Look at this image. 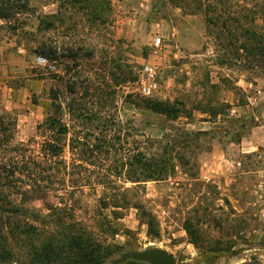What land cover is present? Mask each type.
<instances>
[{"label":"rangeland","instance_id":"obj_1","mask_svg":"<svg viewBox=\"0 0 264 264\" xmlns=\"http://www.w3.org/2000/svg\"><path fill=\"white\" fill-rule=\"evenodd\" d=\"M111 3L30 0L0 22V182L14 181L0 185L14 205L0 221L30 230L0 264H50L25 237L69 230L120 245L105 264L150 246L176 264H264V55L242 47L264 43V0ZM138 152L163 160L165 178L128 180Z\"/></svg>","mask_w":264,"mask_h":264},{"label":"trees","instance_id":"obj_2","mask_svg":"<svg viewBox=\"0 0 264 264\" xmlns=\"http://www.w3.org/2000/svg\"><path fill=\"white\" fill-rule=\"evenodd\" d=\"M30 6V0H0V22L2 21H8L15 19L19 15L23 14L25 11L29 9ZM205 15H208V12H205ZM235 23L237 25L238 19L234 18ZM208 21V20H207ZM209 22V21H208ZM219 22V21H218ZM220 25L222 27L227 26V21H221ZM1 26V24H0ZM247 33V30H246ZM251 35H255L254 32L251 33ZM255 38V37H253ZM241 46V45H240ZM243 48L250 49V48H259L258 50L261 51V55H264V43L262 45H255L254 47H250V44L244 43L242 44ZM148 107L155 111L160 113H165L171 117H177L178 116V109H174L171 105H168L166 103L162 102H150ZM67 132V126L62 127V133ZM207 131H200L197 133H193V135H201L206 134ZM185 135L192 134L190 131H183ZM240 139H238L239 141ZM53 148V147H52ZM54 147L53 150H56L53 155L57 156L59 155L57 149ZM166 164V163H165ZM163 163V160L161 159H154L147 157L142 152H138L132 155L130 162L128 165H130V174L129 177H127L128 180L132 181H140V180H151V179H164L166 176V170L167 165ZM132 172V173H131ZM13 175L14 173H10ZM9 175H6V177ZM3 177V175H0V180ZM14 181L8 180L6 182H0V185H13ZM3 192V191H2ZM4 196L2 195L0 191V209L3 210H11L10 208H14V205L6 202V200H2ZM6 202L7 205L3 206L1 205L2 202ZM17 208V207H16ZM26 209V207H25ZM28 210V209H27ZM11 223V222H9ZM19 223L14 224V226L7 227L6 221H0V258L1 254L3 253H13V249H15L14 244L15 243V236L22 234L20 231ZM27 226H30V223H26ZM32 226V225H31ZM34 227V226H33ZM6 228H10L12 230L11 234L12 236H7L9 234L4 233V230ZM17 231L16 233H14ZM188 233H191L189 228L187 227ZM25 232V231H24ZM23 232V233H24ZM27 234L29 232H25ZM6 234V235H5ZM27 238L29 252H36L39 249H41V260L46 261L50 264H105V260L111 256L116 250L120 248V245H105L101 242L92 241L91 238L85 237L83 233L75 230H69L67 233L63 235V237H53L52 239H38L30 237ZM38 239L40 241H37L39 243H36L35 240ZM17 240L21 241V238H18ZM40 245V247H38ZM111 264H147L145 261L141 260H135L133 258L127 259L125 262L122 263H116L115 261H112Z\"/></svg>","mask_w":264,"mask_h":264},{"label":"built area","instance_id":"obj_3","mask_svg":"<svg viewBox=\"0 0 264 264\" xmlns=\"http://www.w3.org/2000/svg\"><path fill=\"white\" fill-rule=\"evenodd\" d=\"M154 43L159 46L161 38L157 37ZM36 64L45 67L48 71L56 70V65L43 55L37 56ZM158 76V69L155 65L145 64L140 73L138 91L144 96H153L160 88Z\"/></svg>","mask_w":264,"mask_h":264},{"label":"water","instance_id":"obj_4","mask_svg":"<svg viewBox=\"0 0 264 264\" xmlns=\"http://www.w3.org/2000/svg\"><path fill=\"white\" fill-rule=\"evenodd\" d=\"M130 258L145 261L149 264H176L174 253L155 246H150L144 250L126 251L117 259V263L125 262Z\"/></svg>","mask_w":264,"mask_h":264},{"label":"crops","instance_id":"obj_5","mask_svg":"<svg viewBox=\"0 0 264 264\" xmlns=\"http://www.w3.org/2000/svg\"><path fill=\"white\" fill-rule=\"evenodd\" d=\"M110 1V4H111V6H112V3H111V0H109ZM60 9V8H59ZM55 12H59V10H57V11H52V13L51 14H54Z\"/></svg>","mask_w":264,"mask_h":264}]
</instances>
